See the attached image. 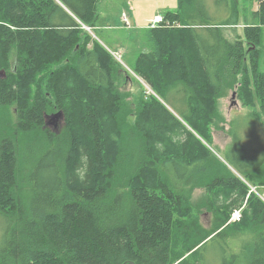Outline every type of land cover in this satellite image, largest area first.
I'll list each match as a JSON object with an SVG mask.
<instances>
[{
	"label": "trees",
	"instance_id": "obj_1",
	"mask_svg": "<svg viewBox=\"0 0 264 264\" xmlns=\"http://www.w3.org/2000/svg\"><path fill=\"white\" fill-rule=\"evenodd\" d=\"M99 1L0 0V264H264V0L234 40L239 0H176L173 27L140 32L131 70L148 97L120 88L121 66L77 23L93 27ZM236 87L254 133L234 144L232 125L222 158L211 130ZM51 105L59 134L36 126Z\"/></svg>",
	"mask_w": 264,
	"mask_h": 264
},
{
	"label": "rangeland",
	"instance_id": "obj_2",
	"mask_svg": "<svg viewBox=\"0 0 264 264\" xmlns=\"http://www.w3.org/2000/svg\"><path fill=\"white\" fill-rule=\"evenodd\" d=\"M213 4V1L211 3V6ZM239 4L241 5L238 10H240V19L236 26H227L223 28V34L225 37L229 40H234L238 36H243V27L246 24H251V22L256 23L255 19H251L250 15L251 13L258 10L259 2L255 1H243L239 0ZM176 7V0L173 1H156V0H147V1H139L135 2L134 0H100L97 5V12L99 14V20L96 22L95 27L93 29L94 39H97L101 45L109 51L111 54H120V63L123 66H126L127 68L131 69L133 64L135 63L136 58L138 55L143 51L142 43H141V30L145 29V26L147 24V21L151 18H153L154 15H165L168 11H173V9ZM214 9H217V7H213ZM122 13L131 15V24L132 28L127 29L124 26L123 23V16ZM217 13H211L209 12V15H216ZM120 17V20H119ZM122 23V25H121ZM141 26L140 28L138 27ZM141 32V33H140ZM140 33L139 36H136V34ZM262 45L258 48V52L256 54V58L259 61V69L261 71H264V27H262ZM92 44L88 45V48H90ZM145 52V51H144ZM128 69V70H129ZM131 73L133 84L127 86L126 89L132 91L134 95L138 94L139 86H141V83L139 80L134 76L132 71H129ZM121 75H123L121 73ZM126 75V74H125ZM125 77V76H124ZM4 77L2 73H0V80H2ZM136 80H135V79ZM142 87V86H141ZM120 88H123V86L120 85ZM133 89V90H132ZM144 89L142 88V91ZM233 89H226L223 97L218 100V109L224 119L222 123L219 124V127L223 128L221 130L220 128L217 129L218 133L215 134V140L216 143L214 144V150L215 153H218L219 156L222 158H225L224 154V148L222 147L224 145V137L223 132L227 130L228 128V122L232 119H234L236 127H235V133H236V140L232 139V142L235 144L241 143V136L238 134L240 131H244V133H247L251 135V133H254L252 122L253 120L249 119L248 117V111L247 109L241 108L239 105L238 99H235L236 104L233 103ZM129 102L132 101V98L128 100ZM13 111V117L10 118V122H12V128L16 129L18 125L21 124L19 120L17 119L16 110H10ZM245 125V126H244ZM11 127V126H10ZM60 126H58V130H60ZM241 127V128H240ZM240 128V130H238ZM215 132V131H214ZM252 143V145H250ZM263 143V139L258 137L253 138L250 140L249 145L251 148L260 149L259 144ZM27 146L22 149V153L27 150ZM12 191L15 193V195L21 196L23 195V189H20L16 186L12 187ZM199 192L194 191L193 196H196ZM257 193L263 198L264 200V189L258 188ZM14 195V194H13ZM14 195V196H15ZM211 221V216L209 214L203 213L200 217V222L204 227H209ZM2 224L0 222V240L2 235ZM249 240L247 237H243ZM241 241L242 239L239 238V243L235 245L233 250L235 252H238L239 248L241 247Z\"/></svg>",
	"mask_w": 264,
	"mask_h": 264
},
{
	"label": "bare ground",
	"instance_id": "obj_3",
	"mask_svg": "<svg viewBox=\"0 0 264 264\" xmlns=\"http://www.w3.org/2000/svg\"><path fill=\"white\" fill-rule=\"evenodd\" d=\"M246 1L250 2L249 0H246ZM250 17H251V15H250ZM251 19H254V18L251 17ZM76 21L80 25V28L81 29H83L84 31H86L87 33H89L91 36H94L93 29H94L95 24H96L97 21L95 22V24H94L93 27H87L83 23H81L80 21H78V20H76ZM250 25L258 26L259 24H258V21L256 20V23L251 22ZM262 27H264V26H262ZM262 27H261V30H262ZM251 47H253L255 49L254 46H251ZM251 47L248 49V51L254 50V49H251ZM119 65L121 66L120 74L122 73L123 76L126 77V83L124 85H122L123 86L122 89L125 90V91H128V92L132 93V91L126 89V85L129 86V85H132L133 84V79H132L131 73L129 72V71H132V70L129 69V68H127L126 66L121 65V64H119ZM132 73L134 74V76L141 83V86L144 89L143 90V96L144 97L156 96L147 83H145L141 78H139L133 71H132ZM233 93H234L235 98L238 99V90H237V87L233 89ZM234 101H235V99H234ZM239 105H240L241 108H244L241 105L240 102H239ZM244 109H246V108H244ZM247 111L250 112L248 109H247ZM38 122H40V124H36L38 130H40V131L49 130L51 133L59 134L60 131L62 130V127L64 126V115H63V112L61 110H58L53 105H51L50 107H48V108L46 107L45 109H43L41 120H39ZM60 125H61L60 130H58V126H60ZM184 125H185V123H184ZM232 125H235L236 126L234 119H232V120H230L228 122V128H227V130H225L223 132V134L224 133H227L229 135V130H230V127ZM185 126L187 127V129L190 132H192L193 135H195L197 137V134L191 130L192 128H189L187 125H185ZM211 133H212V136H214L216 133H218V131H217V129H212L211 130ZM229 142H230V139H229ZM245 202L246 201L240 203L241 205H239L238 207H233L232 210H231V212H232L231 214H233L235 212V210H237V209H245V207H246V203ZM230 219L228 220L227 225L231 223L230 222Z\"/></svg>",
	"mask_w": 264,
	"mask_h": 264
},
{
	"label": "built area",
	"instance_id": "obj_4",
	"mask_svg": "<svg viewBox=\"0 0 264 264\" xmlns=\"http://www.w3.org/2000/svg\"><path fill=\"white\" fill-rule=\"evenodd\" d=\"M160 23H162V18L161 17H156L152 23V28H154L156 25H159ZM162 26H165V27H173L174 25H170L169 23H166ZM241 219V212L239 211H235L232 216H231V219H230V222L232 223H235V222H239Z\"/></svg>",
	"mask_w": 264,
	"mask_h": 264
},
{
	"label": "crops",
	"instance_id": "obj_5",
	"mask_svg": "<svg viewBox=\"0 0 264 264\" xmlns=\"http://www.w3.org/2000/svg\"><path fill=\"white\" fill-rule=\"evenodd\" d=\"M135 2H139V1H147V0H134ZM156 1H159V0H156ZM160 1H167V2H169V1H173V0H160ZM175 9V8H174ZM156 15H158V14H156ZM156 15H154V16H156ZM128 16H129V18H130V20H131V15H130V13L128 14ZM153 16V17H154ZM151 19H153V18H151ZM151 19H149V20H151ZM98 20H99V15H98V18H97V22H98ZM119 20H120V17H119ZM148 20V21H149ZM148 21H147V23H148ZM121 25H122V23H121ZM147 25V24H146ZM149 25V24H148ZM148 25H147V27H148ZM138 27L140 28L141 26H139L138 25ZM147 27L145 28V29H147ZM139 34H136V36H138ZM214 138H213V142H214V144L216 143V140H215V135L213 136ZM224 137L226 138V139H224V145L222 146L223 148H225V145L229 142V137H228V135L226 134V133H224ZM261 189H264V188H261ZM195 191H197V192H200L198 189L197 190H195ZM263 199V198H262Z\"/></svg>",
	"mask_w": 264,
	"mask_h": 264
},
{
	"label": "water",
	"instance_id": "obj_6",
	"mask_svg": "<svg viewBox=\"0 0 264 264\" xmlns=\"http://www.w3.org/2000/svg\"><path fill=\"white\" fill-rule=\"evenodd\" d=\"M251 49H254V48H253V47H251ZM0 73H2L3 77H5V76H4V71H0ZM232 97H233V100H234V97H235V96H234V93H233ZM232 104H236V103H235V101H233V103H232Z\"/></svg>",
	"mask_w": 264,
	"mask_h": 264
}]
</instances>
